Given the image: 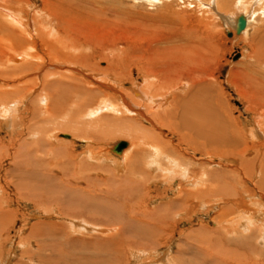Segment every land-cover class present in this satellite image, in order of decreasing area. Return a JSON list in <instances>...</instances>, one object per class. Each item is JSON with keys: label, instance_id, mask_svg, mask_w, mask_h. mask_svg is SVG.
<instances>
[{"label": "rangeland", "instance_id": "1", "mask_svg": "<svg viewBox=\"0 0 264 264\" xmlns=\"http://www.w3.org/2000/svg\"><path fill=\"white\" fill-rule=\"evenodd\" d=\"M4 1L0 264H264V0ZM135 85L152 96L131 109Z\"/></svg>", "mask_w": 264, "mask_h": 264}, {"label": "bare ground", "instance_id": "2", "mask_svg": "<svg viewBox=\"0 0 264 264\" xmlns=\"http://www.w3.org/2000/svg\"><path fill=\"white\" fill-rule=\"evenodd\" d=\"M14 3V2H17V3H19V0H10L9 1V3ZM5 5H8V3H6L5 1H4V6H3V3H0V7L2 8V7H5ZM12 6L11 5H8V6H6L5 8H7L9 11V14H12L11 13V10H12V8H11ZM244 10V9H243ZM3 11V10H2ZM13 17H14V15H12ZM249 16V15H248ZM248 16H245V15H243V16H240V17H237V19H236V25H237V27H238V30L239 31H241L242 29H244V30H246V32H248L249 31V25H250V16L248 17ZM15 18V17H14ZM240 20H242L243 21V23H242V26L241 27H239V21ZM36 21V20H35ZM236 25H235V27H236ZM243 30V31H244ZM259 34H261V35H263V39H264V30L263 29H257L256 30ZM37 32V31H36ZM10 37H12V35L10 36ZM55 40V39H54ZM57 40V39H56ZM34 44V43H33ZM59 46V45H58ZM61 48V47H60ZM192 49V48H191ZM194 53H196L197 55H198V53H197V50L194 48L193 50H192ZM47 53H49V52H47ZM46 53V54H47ZM36 55V54H35ZM44 56V55H43ZM48 56V55H47ZM20 57V56H19ZM34 57V56H33ZM36 57V56H35ZM168 57L169 58H172L171 57V55L170 54H168V53H165V54H161V56L160 57H158L157 58V56L156 57H152L151 58V56H149L148 58H145L144 56H140V54H138V55H136V56H134V57H131V58H129V60H128V62H127V64H126V67H127V65H128V63L129 64H134V65H136V66H138V67H140L141 69L143 68V69H145V71H144V73L146 74V76H151V77H153L152 76V74L154 75V73L153 72H151L152 71V68H151V66L152 65H161L162 63H164V61L166 60V59H168ZM237 57H239V54L234 58V59H236ZM257 57V56H256ZM41 58V57H40ZM50 58H52V57H50ZM258 58H260V57H258ZM37 59H39V56H38V58ZM42 59V58H41ZM190 59V58H189ZM47 60V59H46ZM65 60V59H64ZM72 59H68V61L70 62ZM171 60V59H170ZM172 60H173V58H172ZM258 60V59H257ZM260 60V59H259ZM123 61H124V59H123ZM1 62V61H0ZM15 62V61H14ZM26 62V61H25ZM152 62H154V63H152ZM121 62H120V60L119 61H116V63H114L113 64V66L111 67V70L114 72V73H116V72H118L117 70H119L120 71V64ZM166 63V62H165ZM23 64V63H22ZM27 64V63H26ZM25 64V65H26ZM166 64H169L168 62L166 63ZM193 64V63H192ZM24 65V64H23ZM24 65V66H25ZM35 65H37V64H35ZM34 65V66H35ZM111 65V64H110ZM164 65V64H163ZM124 66V65H123ZM165 66H167V65H165ZM172 68H174L175 66L174 65H170ZM38 66H36V68H37ZM169 67V66H168ZM167 67V68H168ZM22 68V67H21ZM157 68V67H156ZM171 68V69H172ZM155 69V68H154ZM160 70H161V68H160ZM166 70L167 71H169V69H164V72H166ZM2 71V70H1ZM8 71V70H7ZM27 71H29V70H27ZM125 71V70H124ZM124 71H121L120 73H119V77L120 76H122V75H125L126 73L124 72ZM158 71H159V68H158ZM3 72V71H2ZM40 72V71H39ZM155 72H156V70H155ZM160 72V74H162V75H164L163 73H161L162 72V70L161 71H159ZM47 73V72H46ZM69 75L70 76V74L71 73H58L57 75H59L58 77H64L65 75ZM159 74V73H158ZM159 74V76H158V78H160V79H162V76ZM22 75V74H21ZM49 75H51V73L50 74H44L43 76H42V80H41V83L42 84H44V87L46 86V84H48V83H50V82H54L55 80H48V78L50 77ZM72 75V74H71ZM112 75V74H111ZM155 75H156V73H155ZM40 76V75H39ZM73 77H75L74 75H72ZM113 76V75H112ZM157 77V76H156ZM163 78H164V76H163ZM192 78V77H191ZM8 79H9V77H8ZM67 79V78H66ZM72 79V78H71ZM77 79V78H76ZM113 79V78H112ZM146 80H145V82H147V78H145ZM63 80V79H62ZM163 80V79H162ZM149 81V80H148ZM166 81H168V80H166ZM10 82H12V81H10ZM107 82H109V81H107ZM107 82H106V84H107ZM112 82V81H111ZM196 82V81H195ZM4 83V82H3ZM14 83V82H13ZM110 83V82H109ZM67 84V83H66ZM150 85H151V83H149ZM148 84V85H149ZM198 84H200L201 85V83H198ZM15 85V84H14ZM21 85V84H20ZM70 85H72V84H70ZM148 85H146V87L148 86ZM48 86V85H47ZM51 87L53 86L52 84L50 85ZM48 88V87H47ZM46 88V89H47ZM54 88L55 87H53V90H54ZM114 88V87H113ZM203 88V87H202ZM49 89V88H48ZM52 89V88H51ZM140 90V91H138V90ZM145 89L147 90L148 88H145V87H143L142 89L140 88V87H137L136 85H135V87L134 88H131V91L133 92L132 94L133 95H131V96H133V98H132V100H130V101H133L134 103H135V105H133L132 107H131V109H134L135 107H136V105H138L139 106V100L143 97V94H144V96H147V97H151L152 95L151 94H148L147 92H145ZM204 89V88H203ZM4 90H7V91H9L8 90V88L6 89V87L4 86L3 88L1 87L0 88V107H1V109L2 108H5V106H7L8 104H5V103H3V99H5L4 98V96H6L7 97V95H8V93H6ZM20 90H21V88H20ZM50 90V89H49ZM56 90V89H55ZM55 90H54V92H55ZM11 91V90H10ZM64 91V90H63ZM201 91V90H200ZM2 92H4V94L5 95H2ZM53 92V93H54ZM118 92V91H117ZM209 92V91H208ZM120 93V92H119ZM207 93V92H206ZM248 93V92H247ZM48 94V93H47ZM201 94V93H200ZM249 94V93H248ZM54 95V94H53ZM40 96H42V98L41 99H45V97H44V95L42 94H40ZM193 98L189 101V103H188V105L187 104H183L184 105V108L182 109V113L181 114H183V116H182V119H183V122L182 123H184L186 126H188V127H191V128H193L194 130H196L197 132H198V134H201V132L200 131H205V130H203L204 129V127H205V125L207 126L208 124H211V125H209V128L208 129H210V126L211 127H213L214 125H216V122H214V118L215 117H217V116H215V114H214V111H213V108H212V105H209L210 103H208V101L206 100L205 101V99H203V97H201V95H199V93H198V95H194L193 94ZM210 96V95H209ZM246 97H247V101H248V96H247V94L245 95ZM121 97H122V94H121ZM192 97V96H191ZM176 98V97H175ZM184 98V97H183ZM23 99V98H22ZM22 99H20L19 101L20 102H23V100ZM124 99V98H123ZM177 99H178V97H177ZM185 99V98H184ZM212 99V98H211ZM246 99V98H245ZM180 100V99H179ZM214 100H217V99H214ZM187 101V100H186ZM211 101V100H210ZM19 102V103H20ZM178 102V101H177ZM127 104H128V102H126ZM173 103V102H172ZM179 103V102H178ZM184 103V102H183ZM249 103L251 104V102H250V100H249ZM213 105H214V103H212ZM143 105V104H142ZM175 105V104H174ZM176 105H178V104H176ZM145 107H147L146 105H144ZM30 107V106H29ZM141 107V106H140ZM178 108V107H177ZM176 108V109H177ZM180 108V107H179ZM179 108H178V110H179ZM30 109V108H29ZM28 109V110H29ZM24 110V109H23ZM26 110V109H25ZM26 111V112H28L29 113V111ZM147 110V109H146ZM132 111V110H131ZM134 111V110H133ZM149 111V110H148ZM173 111H175V110H173ZM4 112V111H3ZM154 112V111H153ZM152 112V113H153ZM167 112V111H166ZM178 112V111H177ZM149 113H151V112H149ZM169 113H171V112H169ZM179 113V112H178ZM156 115H157V113H155ZM175 114H176V112H175ZM139 115V114H138ZM155 115V116H156ZM172 115V114H171ZM167 116H168V114H167ZM173 116V115H172ZM172 116H170V118L172 117ZM180 116V115H179ZM141 117L143 118V120H145V121H147V123L149 122V120L147 119V117H143L142 115H141ZM174 117V116H173ZM172 117V118H173ZM175 118V117H174ZM173 118V120L171 121V122H173V124H175L174 123V121H177L178 119H179V117L177 116V118L178 119H174ZM48 119V118H47ZM167 119V118H166ZM214 119V120H213ZM160 121V120H159ZM165 121V120H164ZM179 121V120H178ZM170 122V121H169ZM181 122V121H180ZM8 123V122H7ZM160 123H161V121H160ZM212 123H215V124H212ZM169 124V123H168ZM171 124V123H170ZM169 124V125H170ZM181 124V123H180ZM166 125V124H165ZM177 125V124H176ZM11 126V125H10ZM171 126V125H170ZM173 126V125H172ZM180 126V125H179ZM9 127V126H8ZM177 127V126H176ZM181 127V126H180ZM184 127V126H183ZM208 127V126H207ZM22 128H24V126H22ZM26 129H27V127H25ZM138 128V127H137ZM168 128H169V126H168ZM182 128V127H181ZM140 129H142V132H143V128L142 127H139L138 129H135L134 131H133V133H130L129 134V136H130V140H131V142H133V143H136V142H139V140L137 141V139H136V136H135V134H137V133H139V130ZM173 129H176V128H173ZM185 129V128H184ZM23 130V129H22ZM19 131V134L21 135V133L23 132V131ZM193 130V131H194ZM25 131V130H24ZM145 131V130H144ZM192 131V132H193ZM210 132H211V130H209ZM196 132V133H197ZM18 133V132H17ZM25 133H27V130L25 131ZM144 133V132H143ZM195 133V132H194ZM22 134H24V132L22 133ZM28 134H31L30 132L28 133ZM203 134V133H202ZM204 134L205 135H207L208 136V134L207 133H205L204 132ZM19 135V136H20ZM146 135V134H145ZM205 135H203V136H205ZM211 136H212V134H210ZM27 136V135H26ZM65 137H68V135H64ZM128 136V137H129ZM140 136V135H139ZM210 136V137H211ZM18 137V136H17ZM190 137H192V136H190ZM196 137H197V134H196ZM208 137H205V139H207ZM211 139V138H210ZM22 140V139H21ZM196 140V139H195ZM211 140H213V139H211ZM140 141H142V140H140ZM207 141V140H206ZM15 143V142H14ZM126 145V144H125ZM124 145V146H125ZM123 146V147H124ZM122 147V148H123ZM121 148V149H122ZM120 149V150H121ZM117 152H119V151H117ZM38 160V159H37ZM40 160V159H39ZM132 172V171H131ZM44 173V172H43ZM37 176V175H36ZM204 191V190H203ZM202 194H203V192H201ZM204 193H207V192H204ZM200 193H198V195H199ZM75 196V195H74ZM204 196H205V194H204ZM203 196V197H204ZM76 197V196H75ZM64 201V200H63ZM57 207V206H56ZM169 209H171V208H169ZM173 209V208H172ZM153 211V210H152ZM1 212V211H0ZM155 212V211H154ZM1 214V216H2V213H0ZM159 214V213H158ZM156 215V214H155ZM154 217V216H153ZM239 258V257H238ZM240 259V258H239Z\"/></svg>", "mask_w": 264, "mask_h": 264}, {"label": "water", "instance_id": "3", "mask_svg": "<svg viewBox=\"0 0 264 264\" xmlns=\"http://www.w3.org/2000/svg\"><path fill=\"white\" fill-rule=\"evenodd\" d=\"M242 23H243V21L240 20V21H239V27L242 26ZM237 55H238V52L235 53V54L233 55V58H235ZM125 144H126V142H125L124 140H118V141H116V142L113 144L112 149L115 150V151H120V149H121Z\"/></svg>", "mask_w": 264, "mask_h": 264}]
</instances>
